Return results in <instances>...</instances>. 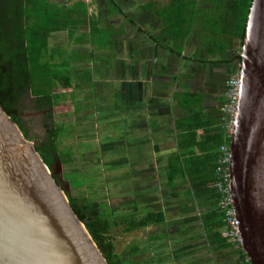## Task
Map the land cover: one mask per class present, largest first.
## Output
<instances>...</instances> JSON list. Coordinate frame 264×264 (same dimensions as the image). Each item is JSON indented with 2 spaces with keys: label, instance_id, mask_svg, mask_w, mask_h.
<instances>
[{
  "label": "crops",
  "instance_id": "obj_1",
  "mask_svg": "<svg viewBox=\"0 0 264 264\" xmlns=\"http://www.w3.org/2000/svg\"><path fill=\"white\" fill-rule=\"evenodd\" d=\"M38 1L43 9L34 16L41 27L60 26L47 31L46 55L57 70H67L70 86L65 91L74 103L70 116L79 117L78 126L85 127L77 136L74 120L68 126L53 116L60 129L56 144L72 135L83 143L84 135H103L101 147L111 151L102 163L113 165L116 178L111 197L115 224L131 236L149 217L154 220L153 231L130 244L134 259L129 261L242 264L234 250L210 242L195 188L168 173L176 155L190 153L180 147L178 125L192 121L194 112L198 118L193 123L218 120L225 100L219 81L232 66L216 63L224 59L216 52H203L195 18L210 0H35V5ZM192 151L199 153L196 146ZM170 213L176 215L177 237L179 226L187 229L180 234L188 236L187 243L176 242L164 230ZM127 216L143 224L125 231ZM163 242L161 249L155 247Z\"/></svg>",
  "mask_w": 264,
  "mask_h": 264
},
{
  "label": "water",
  "instance_id": "obj_2",
  "mask_svg": "<svg viewBox=\"0 0 264 264\" xmlns=\"http://www.w3.org/2000/svg\"><path fill=\"white\" fill-rule=\"evenodd\" d=\"M229 142L230 196L250 264H264V0H251ZM0 264H108L50 168L0 106Z\"/></svg>",
  "mask_w": 264,
  "mask_h": 264
},
{
  "label": "trees",
  "instance_id": "obj_3",
  "mask_svg": "<svg viewBox=\"0 0 264 264\" xmlns=\"http://www.w3.org/2000/svg\"><path fill=\"white\" fill-rule=\"evenodd\" d=\"M212 1L214 0H210L211 3ZM214 2L215 11L211 9L210 13L207 6L195 13L200 30V47L210 56L216 52L218 57L224 58L218 59L216 63L231 64L229 74L231 76L239 70L238 52L241 49L251 0ZM42 9L39 1L35 5V0H0V106L11 120L19 125L24 98L27 94L34 98L35 109L42 111L47 121L44 128L51 141L45 147L34 148L50 168L55 157V144L52 142H55L60 131L52 119L53 107L58 104L59 95L61 96L55 89L67 88L70 83L67 70H57L56 64L49 63L50 58L46 55L48 50L46 34L50 29H58L60 26L58 24L54 28L41 27L40 22L36 21L39 20V16H34V13H40ZM201 21L205 32H208L206 34L202 33ZM212 26L217 30L213 32ZM234 39L238 40L239 48L233 44ZM235 56L237 57L234 58ZM193 117V120L198 118L195 112ZM193 120L178 125V129H181L178 135L182 140L180 147L190 150V153L184 152V157L176 155L169 165V177L170 179L176 176L184 177L185 182L195 188L196 196L200 198L198 200L200 208L204 209L201 223L209 238L212 237L210 242L217 244L218 248L234 250L240 263L250 264L249 261H245L244 251L234 248L220 233L224 225L222 221L224 211L219 206L221 194L213 183L218 178L215 168L221 154L220 148L225 147L226 152L230 142L225 120L222 116H219V121L214 118H203L198 123H193ZM198 129L202 131L199 135L196 133ZM193 146L198 148L199 153L192 151ZM66 196L70 207L84 224L106 262L134 264L124 260L115 251L114 241L109 235L112 226L118 223V220L115 221L113 218L115 217L113 209L110 212V207L105 201L90 199L87 196H71L67 192ZM125 221V231L134 230L143 224V221L134 222V217L129 219L127 216ZM179 229L178 232L182 234L187 232L182 226H179Z\"/></svg>",
  "mask_w": 264,
  "mask_h": 264
},
{
  "label": "rangeland",
  "instance_id": "obj_4",
  "mask_svg": "<svg viewBox=\"0 0 264 264\" xmlns=\"http://www.w3.org/2000/svg\"><path fill=\"white\" fill-rule=\"evenodd\" d=\"M214 1H212V3L208 7V10L210 9V13L211 9L212 11H215ZM201 26L202 33H208L205 32L202 21ZM216 30L217 28H214L212 26V31L214 32ZM203 38L204 37L202 36V39ZM233 44L236 46V48H239V43L237 40H235ZM56 89L61 91V96L59 95L58 104L53 107L52 117L54 116L58 120L67 122L68 126L70 122L74 120L72 124L75 127V135L79 136L80 134H82V131L85 127L78 126L77 121H81L79 117L71 118L70 116V109L74 104L72 98L70 97L71 94L69 91H65L66 88L61 89L58 87ZM24 99L25 101L22 103L21 118L18 127L22 132H24L25 136L29 139L28 141H30L33 146L45 147L50 144L51 141H49L47 131L44 128V123L46 120L44 119L43 113H41L42 111L35 109L34 98L30 94H27ZM221 114L222 112L220 108L219 116H221ZM87 131L89 132V128H87ZM84 136V139H87L85 143H83L81 139L76 141L73 138V135L71 136L70 140H59L64 141L63 143L56 144V140L55 142H52L53 144H55V157L51 164L50 171L59 178L60 183H62L61 185L64 186L65 194L67 192V194L71 196L82 195L87 196L90 199L105 201L107 206L110 207L111 212V209H113L111 197L114 194L113 185L116 178L112 171L113 165L111 166V164L108 163L107 165H104L102 163L103 161H105V159H109L108 156L111 150L102 148L103 142L99 141L102 140L103 135H100L98 137V133H96L94 138L92 137V135ZM90 139L91 142H89ZM171 216L172 214L170 213V221L167 222L163 228L168 233H172L174 237L176 236L174 229L177 220L175 219L176 215H173V218ZM153 221V218L149 217L146 225L143 226L144 228H139V230H137L131 236L128 233H125L119 225L112 226L109 235L114 241L115 251L120 254L125 260H133V246H130V244L133 243L136 239L144 237L145 233H148V231L153 228ZM179 223L182 225L181 216H179ZM190 225V227L195 229L197 224L195 225V222H192ZM180 234H178V237L176 236L173 239H175L176 242L178 241L184 243V241L188 239V236H182ZM164 243L165 242H163L162 244L159 243L158 245H155V247L161 249ZM185 243H187V241ZM182 246L183 244H181L178 248ZM185 249L187 250V248ZM137 254L140 255V253L138 252ZM141 257L145 259L146 255H142ZM183 263L184 260L181 261V264ZM175 264H177V262H175Z\"/></svg>",
  "mask_w": 264,
  "mask_h": 264
},
{
  "label": "built area",
  "instance_id": "obj_5",
  "mask_svg": "<svg viewBox=\"0 0 264 264\" xmlns=\"http://www.w3.org/2000/svg\"><path fill=\"white\" fill-rule=\"evenodd\" d=\"M239 70L232 74L226 80L225 101L221 107V116L225 120L226 130L231 134L234 126L235 115L237 110L238 99L240 96V79ZM221 154L217 159V166L215 168L217 180L213 186L220 192L221 198L219 206L224 211L222 218L223 226L220 229L221 236L236 249H242V238L240 232V222L235 214V209L232 205L230 196V176L228 170L229 164V149L225 152V147H221ZM245 261H248L245 258Z\"/></svg>",
  "mask_w": 264,
  "mask_h": 264
},
{
  "label": "flooded vegetation",
  "instance_id": "obj_6",
  "mask_svg": "<svg viewBox=\"0 0 264 264\" xmlns=\"http://www.w3.org/2000/svg\"><path fill=\"white\" fill-rule=\"evenodd\" d=\"M209 1V0H208ZM235 40H237V39H234V40H232V42H234ZM238 41V40H237ZM237 56H235L234 58H236ZM227 76V75H226ZM226 76L225 77H223L219 82H222V84H223V88H225V81H226ZM228 77V76H227ZM42 113V112H41ZM52 175L54 176V178H55V180H57V182L60 184V186L64 189V186H62L61 184L62 183H60V181H59V178L54 174V173H52ZM65 190V189H64Z\"/></svg>",
  "mask_w": 264,
  "mask_h": 264
},
{
  "label": "clouds",
  "instance_id": "obj_7",
  "mask_svg": "<svg viewBox=\"0 0 264 264\" xmlns=\"http://www.w3.org/2000/svg\"><path fill=\"white\" fill-rule=\"evenodd\" d=\"M238 53H239V52H238ZM239 65H240V63L238 64V68L240 67ZM229 77H230V75L227 77V79H228ZM227 79H226V80H227ZM225 91H226V81H225ZM225 93H226V92H225ZM224 101H225V100H224ZM230 137H231V134H230ZM228 149H229V146H228Z\"/></svg>",
  "mask_w": 264,
  "mask_h": 264
}]
</instances>
